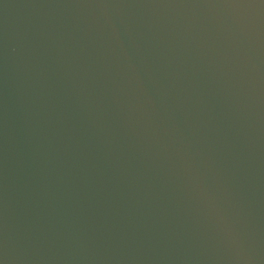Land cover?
I'll list each match as a JSON object with an SVG mask.
<instances>
[{"label":"water","instance_id":"95a60500","mask_svg":"<svg viewBox=\"0 0 264 264\" xmlns=\"http://www.w3.org/2000/svg\"><path fill=\"white\" fill-rule=\"evenodd\" d=\"M0 264H264V0H0Z\"/></svg>","mask_w":264,"mask_h":264}]
</instances>
